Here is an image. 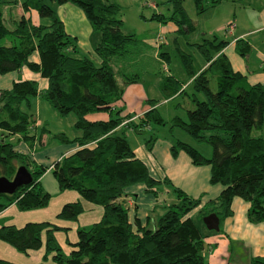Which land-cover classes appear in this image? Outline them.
<instances>
[{
    "label": "trees",
    "instance_id": "1",
    "mask_svg": "<svg viewBox=\"0 0 264 264\" xmlns=\"http://www.w3.org/2000/svg\"><path fill=\"white\" fill-rule=\"evenodd\" d=\"M17 1L0 0V75L26 68L44 79L47 86L39 91L35 81L23 80L0 90V177L11 179L19 166L26 167L32 177L29 185L14 194L0 195V212L12 204L20 212L43 209L51 199L39 182L45 168L15 150L10 141L16 137L32 152L36 135L30 100L39 97L60 116L72 115L74 128L80 133L71 140L61 134L53 136L59 143L79 148L52 165L59 191H74L82 200L101 207L102 217L89 227L77 229V242L69 255L61 251L54 238V232L64 229L50 223L1 226L0 241L21 254L44 247L43 261L52 254L54 264H206L202 257L204 234L190 216L199 199L174 189L177 202L167 208L153 229L133 231L128 222L127 208L121 201L127 188L143 184L152 191L169 182L150 176L145 163L135 157L125 130H120L131 118L121 105L124 87L137 83L139 74L129 76L116 69L114 62L143 44L134 35L121 32L119 7L107 0H21L22 14L14 15ZM194 1L200 7L201 1ZM166 3L170 15L152 17L171 22L178 33L190 34L195 26L183 8V0ZM65 4L79 9L98 36L93 47L96 59L80 53L75 38L65 32L55 11L56 6ZM31 14H36L38 24L32 22ZM224 45L215 40L195 44L206 65L199 73L192 69L189 56H180L193 107L185 110L184 119L171 121V127H179L194 142L209 145L211 156L204 157L181 141H175L170 151L172 157L184 152L194 166H209L210 184L222 187L212 201L213 207L199 210L201 219L215 214L220 222L231 215V202L238 198L248 204L245 216L250 224L264 223V139L257 135L263 123L264 85L246 86L220 54ZM235 46L240 56L249 52L241 40ZM32 56L38 61H32ZM212 77L216 80L214 91L210 89ZM187 81L182 84L172 76L167 77L166 84L162 81L165 99L184 94L180 87ZM154 103L151 101L152 107ZM95 112H106L109 117L106 121L86 119ZM165 124L153 107L127 127L138 135L147 134L144 144L150 152L157 136L146 133V128ZM82 213L80 202L69 203L56 219L76 222ZM0 264L12 263L0 260ZM250 264H264V258H254Z\"/></svg>",
    "mask_w": 264,
    "mask_h": 264
},
{
    "label": "crops",
    "instance_id": "2",
    "mask_svg": "<svg viewBox=\"0 0 264 264\" xmlns=\"http://www.w3.org/2000/svg\"><path fill=\"white\" fill-rule=\"evenodd\" d=\"M244 1L250 2L246 5V11L257 15V23L251 27L245 21L246 24L244 25L243 20H238L240 26L237 23L234 24L233 30L227 32V36L223 37L222 42L225 45L220 54L225 56L232 72L243 78L246 86L264 85V0ZM20 2L21 0H18L12 9L14 15L22 14ZM55 11L64 26L65 32L75 38L79 52L96 59L93 47L98 42V36L94 34L84 14L69 4L56 6ZM34 15L31 14L32 22L38 24L39 20ZM169 27V31L173 34L178 33L175 26L174 28L173 26ZM238 40L249 46V52L245 56L236 53L235 45ZM252 55H254V58H252ZM31 60L38 61L36 56H32ZM205 67L206 65L203 63V66L196 72H201ZM23 80L35 81L39 91H44L47 86L44 79L31 73L26 68H22L20 72L0 75V90H8L13 82ZM136 87L137 85L130 86L128 89H125V87L122 96L123 113H129L131 116H141L155 106L152 107L151 101L153 100H147L144 92H138L135 89ZM40 101L39 97L31 99L30 106L31 102H35L36 108H39ZM101 118H97L98 121L102 120ZM72 120L74 127V118ZM150 127L146 128V133L152 132ZM36 129L37 124L35 121ZM43 130L45 133L41 136L36 135L32 152L25 143L16 140V137L11 138L10 141L14 144L15 150L27 154L29 160L33 161L35 165L47 168L39 178V182L42 189L51 196V199L45 208L26 212L18 211L14 204L8 206L0 212V227L21 228L27 223L53 224L64 229L54 232V238L61 251L65 255H69L74 250L73 244L77 242V229L86 228L99 222L102 217V208L82 200L74 191H59L49 166L51 163L54 164L71 156L79 148L76 144H62L53 138V136L63 133L50 134L46 129ZM120 130H124L123 127H120ZM131 133L128 138L138 135L132 131ZM257 135L264 139V114L262 129ZM79 136L80 133L76 132L74 137H68V139L71 140ZM146 138L140 142L131 137L132 143H129V145L135 157L145 163L153 179L167 180L169 183H160L152 191H148L143 184H136L126 189L125 196L121 198V201L127 208V219L133 231L155 227L159 217L163 215L169 206L177 202L173 192L174 189L192 199L200 200L199 206L190 215L192 213L199 214L200 209L213 207L212 201L221 193L222 187L210 184V167L194 166L189 157L182 151L172 157L170 149L175 141L173 142L164 137L157 136L149 152L144 144ZM76 202H80L83 209V213L76 222L56 219L57 214L65 204ZM247 208L248 204L242 200L233 199L230 205L231 215L219 222V230L204 234L202 257L206 264H250L254 258H264V223L250 224L245 216ZM43 255L44 247L37 251L21 254L8 244L0 241V260L12 264H54L52 254L45 261H43Z\"/></svg>",
    "mask_w": 264,
    "mask_h": 264
},
{
    "label": "rangeland",
    "instance_id": "3",
    "mask_svg": "<svg viewBox=\"0 0 264 264\" xmlns=\"http://www.w3.org/2000/svg\"><path fill=\"white\" fill-rule=\"evenodd\" d=\"M107 1L118 5L120 9L121 32L125 35H134L143 44V47L135 50L130 56L115 60L114 65L116 69L129 76L139 74V82L129 85H137L135 89L138 92H144L147 100L155 101L154 108L166 124L163 126L152 125L150 127L152 129L151 133L158 137L168 138L173 142L181 141L187 143L204 157H210L211 148L209 145L196 143L179 127H171L173 119L176 117L184 119L185 110L193 107L190 102L191 87L188 86L189 81H187V76L183 70L180 56H189L192 69L198 71L203 66L204 61L195 44H200L203 40H215L217 43L223 41V37L227 36L229 25H236V23L239 25L238 20H243L244 25L247 23L253 27L257 23V15L246 11V5L250 2L244 0H201L199 5L204 7V11H201L194 0H183V8L191 23L194 24L195 29L190 34L185 32H175L173 34L169 31V26L174 28L171 22H165L163 18L152 17L157 14H162L164 17L170 15V7L166 0ZM252 41L256 42L254 39ZM0 44L2 45L3 41ZM252 58H254V55H252ZM169 76H172L174 80L180 81L182 84L187 81L186 86L181 85V89H185L184 94L165 99V94L161 91L160 85L163 82L166 84L165 81ZM207 76L210 78L209 74ZM161 80L163 82H160ZM209 80L210 89L214 91L216 80L214 77ZM129 85L124 88L128 89ZM39 106V108H36L35 102H31L29 110L36 119L37 129L34 131L35 135L40 136L42 130L46 129L50 134L63 133L61 135L72 138L78 132L73 127L72 118L74 117L72 115L67 117L60 116L42 100ZM100 117H102L101 121H106L109 114L106 112H95L87 115L86 119L89 121L96 119L98 121ZM138 117L131 116L129 120L122 123L129 143H132L131 137L136 138L140 142L146 138V135H134L128 138L133 130L127 126L137 122ZM51 164L49 166L50 170H52L53 165ZM190 216L203 234L213 233L212 231H207L205 227L203 228L204 225L199 214L192 213Z\"/></svg>",
    "mask_w": 264,
    "mask_h": 264
},
{
    "label": "water",
    "instance_id": "4",
    "mask_svg": "<svg viewBox=\"0 0 264 264\" xmlns=\"http://www.w3.org/2000/svg\"><path fill=\"white\" fill-rule=\"evenodd\" d=\"M32 182L30 172L24 166H19L11 179L0 177V195H12L15 191ZM202 223L207 231L219 230V219L215 214H209L202 218Z\"/></svg>",
    "mask_w": 264,
    "mask_h": 264
},
{
    "label": "built area",
    "instance_id": "5",
    "mask_svg": "<svg viewBox=\"0 0 264 264\" xmlns=\"http://www.w3.org/2000/svg\"><path fill=\"white\" fill-rule=\"evenodd\" d=\"M234 28V25L233 24H230L229 27L227 28V32H230L232 31Z\"/></svg>",
    "mask_w": 264,
    "mask_h": 264
}]
</instances>
